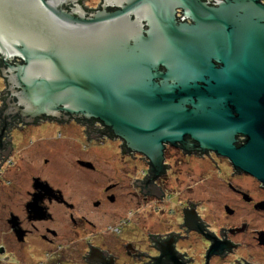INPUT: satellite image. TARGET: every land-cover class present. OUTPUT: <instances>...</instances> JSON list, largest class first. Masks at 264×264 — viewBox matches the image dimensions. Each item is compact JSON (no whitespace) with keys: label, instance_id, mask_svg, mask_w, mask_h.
<instances>
[{"label":"water","instance_id":"water-1","mask_svg":"<svg viewBox=\"0 0 264 264\" xmlns=\"http://www.w3.org/2000/svg\"><path fill=\"white\" fill-rule=\"evenodd\" d=\"M0 57L22 60L8 65V79L23 115L99 120L149 158L154 178L165 144L180 143L228 157L264 184L258 0H103L99 9L0 0Z\"/></svg>","mask_w":264,"mask_h":264},{"label":"flooded vegetation","instance_id":"flooded-vegetation-1","mask_svg":"<svg viewBox=\"0 0 264 264\" xmlns=\"http://www.w3.org/2000/svg\"><path fill=\"white\" fill-rule=\"evenodd\" d=\"M183 13L177 10L178 21ZM17 62L0 57V264H264V184L257 177L212 150L188 152L168 143L156 178L140 153L147 167L136 170L126 195L124 171L105 150L120 137L96 119L23 115L8 79V65ZM237 139L241 145L247 138ZM121 148L137 155L123 139ZM192 166L205 171L195 182L186 178ZM171 186L180 196L174 219L163 207ZM205 186L217 203L190 196ZM130 198L145 208L139 217L130 212L102 227L80 214L87 208L117 216Z\"/></svg>","mask_w":264,"mask_h":264},{"label":"rangeland","instance_id":"rangeland-1","mask_svg":"<svg viewBox=\"0 0 264 264\" xmlns=\"http://www.w3.org/2000/svg\"><path fill=\"white\" fill-rule=\"evenodd\" d=\"M84 1H85V5L88 6V7L92 6L93 4H95V3L92 2V0H84ZM120 144H121V139L120 138L115 139V140H111L105 145V150L111 156L112 161L117 162V164L119 166H121L122 170L124 171V177L126 178V183L127 184L129 183V187L128 188L127 187L123 188V191L126 194V193H129V192L133 191L131 186H130V180L136 174V170L139 172L143 168H146L147 164L143 160V158H140V157H142V154H140V153H136L137 157H135V158H133L134 155L132 156L131 154H123ZM176 151H177L176 149L170 148L169 153L173 156ZM171 160H173L172 157H171L170 160H168V162L171 163L172 162ZM192 160H193L192 165H194V166L196 165L198 167V163L199 162L197 160H195V159H192ZM112 166H113V164H112ZM197 167H194L195 168L194 169L193 166H192L191 167L192 169H190V171L187 173V177L186 176L185 177L187 179H189V177L192 176L193 177V181L195 182V180H194L195 177L199 174V172L203 171L201 169H198ZM111 172H113V171H111ZM203 172H205V171H203ZM204 174L206 175V173H204ZM194 182H193V184H194ZM189 194H190L191 197H196V199L200 198V200L205 195L204 199L206 197L212 198V200L208 201L209 204L217 203L213 199V197H215V195L213 196L208 191L207 186H205V190H204L203 193H202V191L198 192V191H196V189H192L191 192H189ZM168 196L170 198V201L167 202V205L163 204V207L167 211L173 213L174 211H176V210H178L180 208L179 189L176 186H171L168 189ZM126 207H128V210L127 209L124 210ZM126 207L125 208H121V209L116 208V211H118V213H119V214L117 213L118 214L117 216L116 215L115 216H113V215L112 216H107L105 213H102V212H95V214H94V212L91 209H87V208L84 209V210L81 208L80 214L81 215H85L87 218L93 220L94 222H97V224L99 226L103 227V226H106L112 220L113 221L120 220L122 218V216H124L123 218H125L127 216V214H129L130 212H131L130 214H132V212H133V213H135L134 216L137 215V217H139V213H137V211H143L145 209L143 207H140V205L135 201V198H130V200L127 201ZM139 208H140V210H139ZM175 215L176 214H174V213L172 214V218L173 219L175 218ZM132 220L134 221L135 218H132ZM127 224H129V222H127ZM127 224H124V225H127ZM122 228H124V227L122 226ZM249 240L250 239L248 237H246V241L249 242ZM250 242H252V241H250Z\"/></svg>","mask_w":264,"mask_h":264},{"label":"built area","instance_id":"built-area-1","mask_svg":"<svg viewBox=\"0 0 264 264\" xmlns=\"http://www.w3.org/2000/svg\"><path fill=\"white\" fill-rule=\"evenodd\" d=\"M88 7V6H87Z\"/></svg>","mask_w":264,"mask_h":264}]
</instances>
